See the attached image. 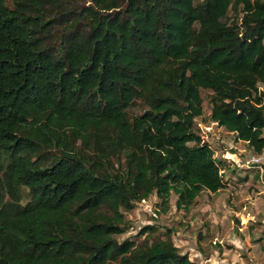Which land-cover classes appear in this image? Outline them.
Returning a JSON list of instances; mask_svg holds the SVG:
<instances>
[{"label":"trees","instance_id":"obj_1","mask_svg":"<svg viewBox=\"0 0 264 264\" xmlns=\"http://www.w3.org/2000/svg\"><path fill=\"white\" fill-rule=\"evenodd\" d=\"M203 90L264 153V0H0V264H204L118 238L153 194L225 187Z\"/></svg>","mask_w":264,"mask_h":264},{"label":"rangeland","instance_id":"obj_2","mask_svg":"<svg viewBox=\"0 0 264 264\" xmlns=\"http://www.w3.org/2000/svg\"><path fill=\"white\" fill-rule=\"evenodd\" d=\"M212 93L202 91L204 114L196 122L217 158L225 160V187L203 190L189 209L178 208L173 193L167 212L153 194L126 213L133 227L118 238H135L142 227L154 225L153 237L170 231L182 253L204 264H264V153L260 162L249 163L258 154L210 119ZM132 111L140 113V106Z\"/></svg>","mask_w":264,"mask_h":264},{"label":"built area","instance_id":"obj_3","mask_svg":"<svg viewBox=\"0 0 264 264\" xmlns=\"http://www.w3.org/2000/svg\"><path fill=\"white\" fill-rule=\"evenodd\" d=\"M263 159V156L258 154L257 156H252V158L248 161L249 163L250 162H260L261 160Z\"/></svg>","mask_w":264,"mask_h":264}]
</instances>
